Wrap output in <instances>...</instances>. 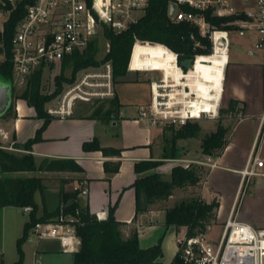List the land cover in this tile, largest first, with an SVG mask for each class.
Wrapping results in <instances>:
<instances>
[{
	"label": "crops",
	"instance_id": "obj_1",
	"mask_svg": "<svg viewBox=\"0 0 264 264\" xmlns=\"http://www.w3.org/2000/svg\"><path fill=\"white\" fill-rule=\"evenodd\" d=\"M139 56L147 59L146 64H140ZM157 56H163L164 63L155 61ZM255 53L249 52V59L244 62L232 61L229 65L227 51L215 47L211 54V63L198 58L195 67L188 74L175 65V57L171 53L151 51L149 48L141 52L136 51V58L130 67L135 72L137 66L143 69H164V79L155 85L158 108L167 109L173 105H180L188 118H200L202 112L211 118H216L220 103L227 102L230 106L235 103L240 108L238 119L233 130L229 128L227 145L217 158H207L199 152L198 139H181L177 147L181 152L172 156V137L166 130V125L152 126L143 111L148 109L151 94L144 97H129L121 94L119 83H116V96L109 101L101 115L92 110L97 103L77 102L73 114L66 119L52 118L41 134V140L34 143L31 151L41 162L44 159H68L79 164L84 173H47L55 175L54 189L48 193H37L36 203L43 207L38 216L43 215L47 198L49 209L57 208L62 192L79 191V204L95 216L110 208L116 207L115 218L118 222L131 224L136 216V192L133 184L136 181L135 165L141 161H158L162 164L157 171L163 179L170 180L172 169L176 165H190L207 162L211 159L215 167L205 165L209 172L201 185L199 194L206 202L218 200L219 209L215 226H224L231 213L239 221L252 225L257 229H264V165L254 166L256 175L244 176L243 171L251 168L255 158L264 162V69L262 58H253ZM199 62V63H197ZM178 73V77L176 74ZM225 80V81H224ZM136 84V83H127ZM170 88V90H169ZM186 88V89H185ZM194 96V97H190ZM200 101L201 109L191 111L189 102ZM60 98V96H59ZM22 110L14 117L0 118L1 141L8 145L25 144L33 140L38 131L44 126L45 120L37 118L36 114L28 111L24 100ZM59 101V99H58ZM99 101V102H102ZM204 106L202 109V105ZM170 106V107H169ZM97 140L102 147L122 150L121 156H105L101 151L86 152L83 148L87 142ZM120 162L119 172L110 179L107 177L104 163ZM49 178H47L48 180ZM175 197V196H174ZM168 203L169 207L172 199ZM55 200L51 205L49 200ZM11 206L0 209V222L7 216ZM18 208V207H16ZM24 212V211H23ZM162 210H154L138 216L134 225L139 226V243L141 231L152 225V218ZM26 214V213H24ZM109 214V211H108ZM28 215V219L30 214ZM143 220L144 222L138 223ZM28 221V220H27ZM27 221H24V227ZM185 230V228H183ZM186 231V230H185ZM22 232V235H23ZM30 241V240H29ZM159 243L158 239L147 249ZM178 254V253H177ZM4 252L0 249V257ZM36 255L39 262H52L61 256L59 247L54 242L36 245ZM65 255V254H63ZM0 264L5 263L1 258Z\"/></svg>",
	"mask_w": 264,
	"mask_h": 264
},
{
	"label": "trees",
	"instance_id": "obj_2",
	"mask_svg": "<svg viewBox=\"0 0 264 264\" xmlns=\"http://www.w3.org/2000/svg\"><path fill=\"white\" fill-rule=\"evenodd\" d=\"M171 0H151L147 13L140 22L127 32L116 35L106 29V37L111 42V49L104 60L111 61L114 66V77H125L128 74V65L132 48L136 39L148 44L151 51L171 53L175 58L178 54L179 62L194 59L195 55L210 52L211 44L208 39L199 37V29L187 23L174 24L168 14V6ZM33 0H26L18 9L14 10L6 23L5 45L8 55L11 54L10 41L16 27L24 16L26 6ZM207 20L211 25L223 29L233 30V26H224L229 20L212 17L207 13ZM195 33L207 47L206 50L195 48V42L190 39L191 33ZM136 37V38H135ZM96 40L83 52H76L66 57L61 65L62 73L56 78V89L51 94H43V74L40 70L31 78L27 89L19 97L27 102L29 107L35 108L37 117L44 119L45 123L37 136L24 145V150L31 151L32 146L41 140V134L52 117L47 112V104L60 96L64 91V83H74L79 71L90 66H99L102 62L95 59ZM158 43V44H156ZM162 44V45H161ZM137 43L135 44L136 47ZM170 48H166L165 46ZM134 47V50H135ZM133 50V52H134ZM176 54H175V53ZM133 56V55H132ZM211 63V54L202 56ZM197 58V59H198ZM132 59V58H131ZM71 68L70 78L65 77V70ZM186 70V69H185ZM0 76L12 80V64L7 60L0 67ZM181 81V80H180ZM235 103H231V109ZM168 128L174 131L172 136V156L176 157L177 141L181 139H198L202 128L198 123L188 122L179 130L175 126ZM229 128L219 124L216 131L206 135L202 139V154L207 158H217L227 145ZM86 152L101 151L105 156H121L122 150L102 147L97 140L87 142L83 146ZM162 162L141 161L135 165L136 181L133 188L136 192V216L131 224L118 222L115 218L117 205L110 208L107 220L99 221L92 216L87 209L79 204V191L62 192L56 209L45 208L43 215L38 216L36 194L44 193L42 179L36 176L7 177L0 180V209L4 207H32L29 221L25 224L24 232L17 242L19 260L13 264H22L24 260L23 245L29 240L30 230L37 222L48 221L59 216V207L62 202L70 203L65 208V213L76 214L80 210L81 224L78 227V235L81 238V249L74 255L75 264H158L164 258L162 251V239L153 247L143 249L139 243V226L132 228L129 238L125 239L123 227L134 225L138 216L154 210L165 212V225L167 229L174 228L179 231L186 228L188 237H196L206 234L209 228L217 220L219 209L218 200L208 203L199 196V189L204 182L209 169L205 164L176 165L172 169L171 179L165 180L157 171ZM121 163L106 161L104 169L110 179L119 172ZM0 170L6 174L33 173L36 171L47 173H84L83 168L74 160L68 159H44L39 167H36L34 155L28 154L18 157L9 152L0 150ZM190 192L188 198L181 200L174 206L168 203L176 193ZM136 225V223H135ZM173 264H184L177 254Z\"/></svg>",
	"mask_w": 264,
	"mask_h": 264
},
{
	"label": "built area",
	"instance_id": "obj_3",
	"mask_svg": "<svg viewBox=\"0 0 264 264\" xmlns=\"http://www.w3.org/2000/svg\"><path fill=\"white\" fill-rule=\"evenodd\" d=\"M25 1L0 0V67L10 60L12 81L19 89L28 86L38 71L45 72L54 67H61L66 57L76 52L83 53L93 40L106 36V29L116 35L127 32L145 16L151 0H33L26 6L24 16L16 27L10 41L9 56L5 45L6 23L12 12ZM207 13L212 17L228 19L224 26H233L234 29L211 25L207 20ZM168 14L174 24L187 23L197 27L199 37L208 39L211 44L209 53L195 55L190 69L181 67L178 54L174 52L177 56L176 64L184 73L188 74L195 67L198 57L212 54L216 45L228 53L226 72L232 46L230 34L234 31L242 34L254 31L257 34L255 50L261 54L264 69V0H171ZM215 34H221L216 43ZM190 39L195 42L196 49H207L194 32L191 33ZM137 42L144 41L136 39L134 46ZM131 58L132 56L128 65L129 71ZM162 80L151 82V102L148 109L142 113V117L152 126H184L192 120L208 116L202 113L200 118H188L180 105L169 106L167 109L158 108L155 85H160ZM158 89L166 90L161 85ZM115 96L114 66L111 61H107L102 71L85 73L76 83L66 87L60 95L58 105L49 107L47 112L52 118L64 120L73 114L77 102L90 103L94 100L112 99ZM5 149L14 150V144ZM201 163L210 167L216 166L211 159ZM263 165V161L255 158L251 168H246L243 175H256L254 166L261 168ZM32 210V207L23 208L26 214H31ZM108 211H104L103 215L98 213L96 218L99 221L107 220ZM80 224V210H76L75 215L62 210L54 219L35 223L31 232L37 244L54 242L60 252L73 254L80 250L82 244L78 235ZM29 240L31 241V238ZM178 245V255L184 264H264V229H257L239 221L234 213L227 218L217 241L212 240L207 232L196 237L185 235L179 239Z\"/></svg>",
	"mask_w": 264,
	"mask_h": 264
},
{
	"label": "rangeland",
	"instance_id": "obj_4",
	"mask_svg": "<svg viewBox=\"0 0 264 264\" xmlns=\"http://www.w3.org/2000/svg\"><path fill=\"white\" fill-rule=\"evenodd\" d=\"M230 39L232 42L231 51H230V58L232 61H238V62L247 61L249 59V52L255 53V57L253 58H261V54L255 50V42L257 40V34L254 31H246L243 34L241 32L234 31V32H231ZM109 46L111 49V42L107 39L106 36L100 37L96 40L95 59L97 62L101 61L102 63L99 66H90L88 68H85L79 71L74 83H76L79 80V78L85 73L97 72V71L103 70L104 64L106 63V61L104 62V60L106 59V57L108 56L110 52V51L108 52ZM147 46L149 45L140 43V42L137 43L135 50L133 52L130 67L136 58V51L141 52L144 49H148ZM139 60H140L139 62L140 64L147 63V59L143 56H139ZM155 61L158 64H162L165 62L163 59V56H157L155 58ZM175 65H176V68H178L176 64V58H175ZM144 66L145 65H142L141 66L142 68H138L137 66H135L136 71H144V72H136V71L131 72L128 70V74L125 77H117V78L114 77L115 84L119 83L118 88L121 94H125L126 96H129L130 98L131 97H144L146 95H150L151 94V89H150L151 82L162 80V75L164 79V73H165L164 69L160 68V69L148 70V69H143ZM159 72H162V74ZM61 73H62V70L60 66L51 68L44 72L43 84H42L43 94H51L55 91L56 78L60 76ZM71 75H72L71 68L65 70V75H64L65 77L70 78ZM0 82L12 87V104L13 105L11 109L4 116V118L8 119L9 117H14L17 111L19 113L23 112L22 110L23 102L20 101L23 99L19 97L27 89V86L19 89L17 86H14L12 80L6 79L2 76H0ZM74 83H71V84L68 82L64 83V87L66 88L70 85H73ZM127 83H136V84L128 85ZM58 99H59V96L56 97L50 103H48L46 106L47 110L49 107L57 106L59 102ZM99 101H102V100H94L90 102L89 104H85V105H91V103L98 102L97 107H93L92 110L96 112L97 115H101L104 109L107 106H110V102L107 100L102 101V102H99ZM80 104H83V103L80 102ZM26 108H28V111L35 113L37 116V112L35 108L29 107L28 105L26 106ZM239 114H240V108L237 105H234V107L231 109V105L229 106L227 102L222 101L220 103V107H219L216 118H211L209 116H203L199 120L190 121L191 123H198L202 128V132L200 133L199 138H198L199 152L202 154L201 145H202V139L204 136L216 131L219 124L228 126L229 128L232 127L231 128V131H232L233 130L232 125H234V123L238 119ZM0 118H2V116H0ZM0 122H3V121L0 120ZM2 124L0 126H3ZM165 125H166L167 133L169 134L170 137H172L174 134V131H171L168 128L170 124H165ZM181 127H182L181 125H176L174 130L175 131L179 130ZM1 135L2 134L0 130V141H1ZM8 146L9 145L7 143L0 142V150L9 152L18 157H23V156L28 155V153L24 151L23 144H17L14 147V150L5 149ZM1 147H4V148H1ZM180 153L181 152L179 151L177 147L176 156L179 155ZM34 159H35L36 167H39L41 164V161L38 160L35 156H34ZM27 176H36L42 179V184L45 188L44 195L45 193H48V191L50 190L52 191L54 189V184H55V181H53L54 180L53 178L55 176L54 174L48 175L40 171H36L33 173L6 174L0 170V180L7 178V177H27ZM47 178L49 179L47 180ZM200 189H199V192H200ZM189 194L190 192L184 193V192L178 191L174 199H172L170 205L173 203L176 204L180 202L181 200L188 198ZM199 196L201 195L199 194ZM49 201L51 202V205H54L55 203L54 199L49 200ZM44 202H45L46 207L49 209L50 203H48V200L46 197H44ZM69 204L70 203L62 202L59 207V213H61L62 210H65V208ZM40 209H43V207L38 206V211H40ZM38 211H37V214H38ZM27 220L29 221L28 215L24 214L23 208L11 207L8 209L7 216H4L2 223L0 222V249L4 252V255L0 257V261L2 258L4 259L5 263L13 264L19 260L17 242L19 238H21L22 236V232H23L22 224L24 221H27ZM151 220H152V225L147 228H144L141 231L140 247L146 248L150 246L154 241H156V239H158V241L162 239V251L164 253V258L161 259L158 264H173V261L179 250V245H178L179 239L183 238L186 235L187 230L186 228H185L186 231L183 228L180 229L179 231H177L174 228L167 229L165 225V214L163 212H158L156 215L153 216ZM141 222H144V221L143 220L138 221V223H141ZM223 227L224 226H222V224L217 225V226L213 224L209 228L208 233L212 240L217 241L220 238ZM132 228L133 226L123 227V234H124L125 239L129 238ZM29 238H31V241L28 240L23 245L24 260L22 264H75L74 255L78 253L80 250L76 253L65 254V255H63L64 253L60 252L61 256L57 257L55 261H52L49 263L46 261L39 262V256L36 255L37 241L32 235L31 230H30Z\"/></svg>",
	"mask_w": 264,
	"mask_h": 264
},
{
	"label": "water",
	"instance_id": "obj_5",
	"mask_svg": "<svg viewBox=\"0 0 264 264\" xmlns=\"http://www.w3.org/2000/svg\"><path fill=\"white\" fill-rule=\"evenodd\" d=\"M133 55V49L131 56ZM181 67L190 69L193 65V60H183L180 62ZM12 87L0 82V116H5V114L12 107Z\"/></svg>",
	"mask_w": 264,
	"mask_h": 264
},
{
	"label": "bare ground",
	"instance_id": "obj_6",
	"mask_svg": "<svg viewBox=\"0 0 264 264\" xmlns=\"http://www.w3.org/2000/svg\"><path fill=\"white\" fill-rule=\"evenodd\" d=\"M221 34H215V43H216V40H217V37L220 36ZM138 43V42H137ZM135 47V46H134ZM215 47H219L220 49H222V47H220L219 45H216ZM176 77H178V73L176 74ZM179 78V77H178ZM180 80V78H179ZM190 97H194V96H190ZM199 98V97H196V99ZM156 104H157V99H156ZM158 106V105H157ZM203 106H204V102H203V105H202V109H203ZM189 109L191 111H197V110H200L201 108V104H200V101L197 100H193V101H190L189 102ZM203 113V112H202Z\"/></svg>",
	"mask_w": 264,
	"mask_h": 264
}]
</instances>
